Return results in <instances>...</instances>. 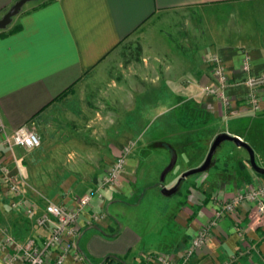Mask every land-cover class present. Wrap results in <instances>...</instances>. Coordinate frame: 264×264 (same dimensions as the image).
<instances>
[{
  "label": "crops",
  "instance_id": "1",
  "mask_svg": "<svg viewBox=\"0 0 264 264\" xmlns=\"http://www.w3.org/2000/svg\"><path fill=\"white\" fill-rule=\"evenodd\" d=\"M13 1L0 0V15ZM42 2L23 3L5 26L18 28L0 35V123L6 133L26 124L40 140L34 148L0 146V161L23 200L9 208L11 194L0 177V236H44L50 222L36 226L23 206L34 207V215L45 202L70 207L125 149L117 182L101 188L78 214L74 250L62 264H102L104 258L158 264L144 260L155 254L181 263L182 248L214 218V209L262 179L244 173L238 152L229 166L233 172L223 163L221 170L183 177L173 198L159 193L202 161L208 138L218 132L249 145L256 133L264 141V125L258 124L264 123V87L257 89L259 108L248 107L240 69L247 58L250 74L264 71V0ZM191 8L199 18L183 34L166 42L153 38L162 32L148 28L154 17ZM133 35L138 50L129 56L124 47ZM211 55L227 76L221 90L227 104L206 90L214 82ZM146 188L158 193L151 220L140 214ZM132 207L140 229L127 223ZM93 213L104 216L91 221ZM181 264H264V214L246 201L221 213L206 241Z\"/></svg>",
  "mask_w": 264,
  "mask_h": 264
},
{
  "label": "built area",
  "instance_id": "2",
  "mask_svg": "<svg viewBox=\"0 0 264 264\" xmlns=\"http://www.w3.org/2000/svg\"><path fill=\"white\" fill-rule=\"evenodd\" d=\"M240 69L246 73L243 83L247 87L244 96L245 104L251 109L259 108L257 89L264 87V71L258 74H250L249 62L243 58ZM210 72L214 80L206 90L219 96L223 103L226 99L221 94L222 88L227 84V76L224 68L216 55H211ZM40 143L39 137L31 127L22 124L6 133L0 123V146L10 150L14 146L22 148H34ZM125 149L114 156L108 166L100 173L92 190L83 193L73 199L70 207L53 202H45L40 214L34 215L35 208L23 206V213L32 217L36 226H44L50 222L47 233L41 238L27 237L16 240L10 233L2 232L0 236V264H62L70 250H74L75 238L78 231L77 216L80 214L93 196H100L99 190L105 186H112L117 182L119 173L122 171L125 158ZM0 177L4 182L11 197L7 202L9 208H18L23 200L18 197L19 188L14 179L7 174L6 165L0 161ZM251 202L260 214H264V183L250 184L245 188L235 191L227 200L214 209L213 216L217 218L221 213H230L240 202ZM102 213H93L89 220L98 221L103 218ZM214 218L198 227L189 239L186 247L182 248L181 263L184 262L195 248L200 247L207 239L209 228L214 223ZM50 256V261L46 259ZM80 261V257H77ZM144 260H153L158 264H181L173 263L168 257L155 254L145 256Z\"/></svg>",
  "mask_w": 264,
  "mask_h": 264
},
{
  "label": "rangeland",
  "instance_id": "3",
  "mask_svg": "<svg viewBox=\"0 0 264 264\" xmlns=\"http://www.w3.org/2000/svg\"><path fill=\"white\" fill-rule=\"evenodd\" d=\"M42 1L43 0H28V1L24 2L23 6L28 7L30 5L38 4ZM198 12H199L198 9L191 8V9L177 10V11H173V12L160 13L159 15L154 17L149 22V26H151V27H148V28L151 29L152 31H154L157 29V27H160V31H162V32H158V35L154 34L153 38H155V40L159 39L161 41L166 42V41L171 40L170 39L171 36L173 37L175 35L183 34L184 30H185L184 28L186 27V25L191 23L190 22L191 20H192V22L193 21L197 22V20L199 18ZM168 35H169V37H168ZM129 39H133V41H131V42L128 41L129 43H127L126 47H124V48L126 50L125 52L127 53V55L133 56V55H136V52L138 50L139 39L135 38L134 35L132 37H130ZM135 40H138V41H135ZM258 124H261V126H262V124L264 125V123H261V122ZM252 137L255 141V144L249 145L247 142L246 143L250 146V148L252 150L253 159H254L255 164L264 169V167H263V165H264V141H263V137L258 133H256V136L253 135ZM212 138L213 137L208 138L207 148H208V145H209ZM206 151H205V153H206ZM238 152H240V154H241L240 160L242 161V163L245 166L244 173L250 172L248 174H252L253 176L255 175L257 177H260L262 179H259V181L257 183H264V176L255 174L252 171V169L250 168L248 161H247L246 151L242 147H236L231 141H228V140H223L220 142L219 146L217 147L216 151L214 152V154L212 156V159H214V158L216 159L215 165L210 166L206 170V172H208V174H209L210 172H213L215 170V168L219 169L221 166H224L223 163H225L226 168H228L227 173L233 172V169H231L229 166L234 165V163L232 162L233 161L232 156L237 155ZM222 158H225V160L222 161ZM149 164L151 165L152 162H149ZM150 169H151L150 173L152 176V173H154L155 169H152L151 167H150ZM219 170H221V169H219ZM158 176H159V173L156 176L157 179H158ZM241 182H243V179H242V181H240V183ZM162 185L168 186L167 182L162 183ZM168 187H170V186H168ZM157 194L156 193L154 194L150 188L145 189V191L143 192V197L141 198V200L139 202V204L141 206V209H140L141 210L140 211L141 218H146V219L151 220V217L153 216V213H154L153 207H155V205H156L154 197H156ZM170 196H171L170 198H173L172 196H174V195L172 194ZM127 212H129V214H130L128 217H130V216L133 217V219L131 221H128L127 223L130 226L132 225L133 227H135L137 225L138 228L140 229L141 228L140 223L138 221L137 222L134 221V218H136L137 215L135 213H133L134 212L133 207L131 209L128 208Z\"/></svg>",
  "mask_w": 264,
  "mask_h": 264
},
{
  "label": "water",
  "instance_id": "4",
  "mask_svg": "<svg viewBox=\"0 0 264 264\" xmlns=\"http://www.w3.org/2000/svg\"><path fill=\"white\" fill-rule=\"evenodd\" d=\"M26 1L28 0H14L8 6V8L0 15V30L5 28V26L10 22L11 17L18 12L21 5ZM223 140L231 141L236 147H242L246 151L247 161L252 171L257 174L264 175V169L257 166L254 162L250 146L239 137L221 131L216 133L211 139L202 161L197 166L182 171L172 186L168 188L161 187L159 193L161 195L168 196L177 189L178 183L183 177L196 172H202L207 170L213 164L214 159H212V156L216 151L217 147L219 146L220 142Z\"/></svg>",
  "mask_w": 264,
  "mask_h": 264
},
{
  "label": "trees",
  "instance_id": "5",
  "mask_svg": "<svg viewBox=\"0 0 264 264\" xmlns=\"http://www.w3.org/2000/svg\"><path fill=\"white\" fill-rule=\"evenodd\" d=\"M41 4H43V2H40L38 5H41ZM17 28H18V25H12L8 28H3L0 30V35H5L8 33H11L13 31H15ZM255 174H257V173H255ZM257 175H260V174H257ZM261 176H264V175H261ZM102 264H119V263L118 262H111L109 259L104 258Z\"/></svg>",
  "mask_w": 264,
  "mask_h": 264
}]
</instances>
